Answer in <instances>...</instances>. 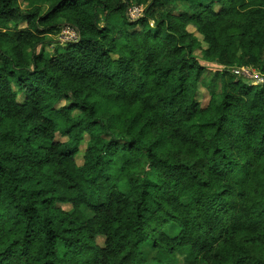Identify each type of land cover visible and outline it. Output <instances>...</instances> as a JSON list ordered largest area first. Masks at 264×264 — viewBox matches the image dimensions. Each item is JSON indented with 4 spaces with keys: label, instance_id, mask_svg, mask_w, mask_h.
Returning <instances> with one entry per match:
<instances>
[{
    "label": "trees",
    "instance_id": "obj_1",
    "mask_svg": "<svg viewBox=\"0 0 264 264\" xmlns=\"http://www.w3.org/2000/svg\"><path fill=\"white\" fill-rule=\"evenodd\" d=\"M0 25V264H264V84L234 73L264 74V0H0Z\"/></svg>",
    "mask_w": 264,
    "mask_h": 264
},
{
    "label": "rangeland",
    "instance_id": "obj_2",
    "mask_svg": "<svg viewBox=\"0 0 264 264\" xmlns=\"http://www.w3.org/2000/svg\"><path fill=\"white\" fill-rule=\"evenodd\" d=\"M142 9V13L141 11L137 12V14H140V16L138 18H140L141 16H143V11L144 9L142 7H140ZM139 9V7H138ZM175 14H177L175 12ZM138 18H136L135 20H137ZM25 24H23L21 26V28H24ZM6 28L5 25H0V29H4ZM10 30H13V26L11 25L10 27H7ZM64 30V29H63ZM62 30V32H63ZM188 30L190 31L191 34H193L201 43L204 49L207 48L206 44L203 43V38L197 33V31L193 28V27H189ZM62 39V33H56L54 35L48 36L47 37V42H49L45 49L47 52L53 54L56 51H63V47L65 46L66 43H62L61 41ZM205 66H207V68H218V66H216L215 64H208V63H203ZM250 69V74L252 76H258L259 79H263L264 80V74L260 73L259 71H257V69L255 68H249ZM210 70V69H209ZM209 76L206 77V79L208 80ZM245 79H249L247 77H244ZM251 80V79H249ZM261 84V82L259 80H256L255 85ZM210 100V95L208 90L205 87H202L199 91V95H198V102H200V104L205 107L208 102ZM81 155V157H80ZM83 155H84V151H82L78 156H77V162L82 165L84 160H83ZM61 208L65 211H68L70 206L69 205H64L61 206ZM104 241L105 239L100 237L96 240L97 244L101 247L104 246ZM146 250V249H145ZM146 255L148 257H152L154 255V252H152L150 249H147ZM177 264H190L185 262V260L182 257H179L178 263Z\"/></svg>",
    "mask_w": 264,
    "mask_h": 264
},
{
    "label": "built area",
    "instance_id": "obj_3",
    "mask_svg": "<svg viewBox=\"0 0 264 264\" xmlns=\"http://www.w3.org/2000/svg\"><path fill=\"white\" fill-rule=\"evenodd\" d=\"M141 11L142 13V9L138 7H134L133 9L130 10V18L132 20H135L136 18H138L140 16V14H137V12ZM79 40V35L78 33H76L75 30H73L70 27H66L64 28L63 32H62V43H69V42H77ZM235 75L237 76H243V77H247L251 80H253L256 83V80H259L261 82V84H264V80L263 79H259L258 76H252L250 74V69L249 68H241V69H236L234 71ZM254 83V85H255Z\"/></svg>",
    "mask_w": 264,
    "mask_h": 264
}]
</instances>
